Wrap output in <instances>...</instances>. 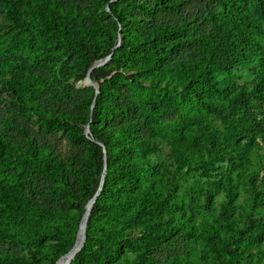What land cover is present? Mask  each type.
Returning <instances> with one entry per match:
<instances>
[{"label":"trees","instance_id":"trees-1","mask_svg":"<svg viewBox=\"0 0 264 264\" xmlns=\"http://www.w3.org/2000/svg\"><path fill=\"white\" fill-rule=\"evenodd\" d=\"M4 1L15 14L18 35L31 34L36 22L45 49L75 56L73 65L78 70L75 79L84 80L96 60L112 53L105 66L90 72L91 79L99 85L94 106L90 108L95 96L93 87L87 99H80L86 104L83 123L84 127L89 124L88 139L101 142L106 151V170L87 220L85 242L69 264H110L113 258L124 264H160L162 261L151 253L170 242L174 235L184 241L196 237V217L211 210L215 192L219 190L224 193L221 217L211 222L204 236L208 253L201 250L199 258L205 264H254L244 259L255 243L252 229L264 231V220L249 212L248 221L239 228L230 212L239 172L248 166L249 149L258 146L251 136L245 144L240 143L249 131L236 129L235 124L227 122L223 133L216 135L206 130L208 126L201 117L190 116L186 112L188 107L178 109L183 114L177 123L166 126L170 132L169 167L154 162L147 154L152 151L151 146L145 145L137 134L132 115L136 111L144 122L163 128L164 117L173 102L176 106L185 105V98L189 97L195 99L196 106L200 103L205 112L231 117L238 116L240 110L249 112L252 102L264 105V54L259 56L255 49L264 26L259 7L251 12L250 0H209L205 11L212 20V28L207 33H198L193 19L200 12L191 17L186 11L187 0H96L104 5L105 17L114 24L122 40L114 48L117 42L114 34L106 40L107 52L91 56L90 45L107 35V27L97 16H90L86 22L73 0ZM260 3L264 11V0ZM17 4L33 22H26L18 13ZM192 43L197 47L192 54L186 53ZM251 63L257 64L259 70L248 86L240 83L236 75L238 68ZM9 68L10 92L21 114L31 110L42 124L59 127L77 145L82 142L87 145L76 162L64 161L50 148L39 146L23 129L20 140L8 132H0V240H20L28 245L31 255L28 258L0 254V264H31L29 260L39 255L55 264L75 242L79 224L72 225L69 209L93 196L98 186L93 175L95 171H103V151L97 142L86 139L83 129L77 128L81 119L74 109L66 112L57 109L58 101L75 107L77 95L64 91L57 99L55 92L48 91L52 88L49 81L34 74L24 62H12ZM125 69L145 74L157 72L161 79L167 78L168 84L163 89L144 88ZM2 74L0 68V80ZM171 85L180 91L173 95ZM136 94L138 99L134 101ZM219 162L226 165L225 172L221 179L212 182V187L204 189L201 200L193 195L187 205L174 200L178 177L186 166L194 163L203 176L209 177ZM8 167L12 170L6 173ZM235 171L237 174L233 176ZM258 175L253 176L255 184ZM260 189L264 190V177L254 188L252 207L260 205ZM83 212L80 210L78 215L82 217ZM53 219L59 220L60 227L42 229ZM125 246L138 249L139 255L131 263L123 253ZM168 264L191 262L175 253Z\"/></svg>","mask_w":264,"mask_h":264},{"label":"rangeland","instance_id":"rangeland-1","mask_svg":"<svg viewBox=\"0 0 264 264\" xmlns=\"http://www.w3.org/2000/svg\"><path fill=\"white\" fill-rule=\"evenodd\" d=\"M77 3L80 8L81 15L86 22H89L90 16H97L99 20L102 21L103 25L107 27V35L98 38L95 45L91 44L89 47V54L92 56L95 53H105L107 52L106 40L107 38L113 37L114 34L118 37L120 35L122 40V35L115 30L114 24L110 19L106 18L104 15V5L100 1L96 0H73ZM209 0H187L186 11L188 14L197 15V18H192L195 21L196 32L207 33L212 28V20L207 16L205 11L206 4ZM98 4V6L96 5ZM252 7V11L258 6L260 13L259 16L264 19V11L262 10L260 0L249 1ZM19 14L23 16L27 23H31L34 20L28 18V15L20 5H16ZM204 9V10H203ZM106 12V11H105ZM192 17V16H191ZM33 23V32L31 34L23 33L22 35L17 34V22L15 21V14L11 11L10 6L4 1L0 0V68L2 70V79L0 80V132L5 131L14 138L20 140L23 136V130L27 131L35 139V142L39 146H45L50 148L53 154L57 158H61L64 161L73 159L75 162L78 156L81 154V150L87 148L86 142L77 145L74 140H72L63 129L59 127L46 126L40 122L38 117L34 112L29 110L25 114H21L15 98L10 92L9 88V77L12 74L9 65L15 61L24 62L30 70L36 75L44 76L52 85L48 91L55 92L57 99L62 96V93L66 91L69 94L77 95L75 97L76 106L73 107L64 101H58L57 109L58 111H68L74 109L81 119L77 123V128L83 129L84 133V115L86 114V104L80 100L81 97L87 99L90 96V89L93 86L87 85L82 79H75V74L78 70L73 65V59L75 56L69 57L67 54L61 55L62 51L47 50L42 45V35L39 32L40 25ZM23 36H27L29 39L25 41ZM99 47V50L97 49ZM196 44L192 43L186 48L185 52L192 54L196 48ZM259 52V56L264 54V26L263 32L258 39V44L255 48ZM60 53V55H59ZM263 53V54H262ZM60 56V57H59ZM108 63V62H107ZM106 63V64H107ZM104 64L103 66H105ZM127 64V61L126 63ZM248 67H251L249 69ZM258 65L251 63L246 65L244 68H238V74L236 75L237 80L242 83L245 82L248 86L258 69ZM125 72L129 76H134L144 88L147 89H163L168 82L167 78H160L157 72L145 74L139 71H132L130 69H125ZM172 87V85H171ZM175 95L180 91L179 87H172ZM127 92V87L125 88ZM131 99V94H130ZM138 99L137 94L134 96V101ZM132 101V100H131ZM185 105L176 106L175 102L172 104V108L167 111V115L164 117V126L160 128L157 126H151L149 123L144 122V117L137 116L136 111L132 115L133 121L136 127V132L141 135V140H144L145 145L151 146L150 152L147 154L153 159L154 162L158 164H163L162 166L171 165L170 158L168 156L169 150V134L167 131V124L177 123L183 111L178 109H184L186 107V112L190 116L201 117L202 121L208 126L207 131H213L216 135L223 133L226 128L227 122L233 123L236 129H241L242 131H249L248 135H244L241 142L245 144L248 138L251 136L258 143V146H252L249 149V163L248 166L239 172V181L237 184V193L232 203L230 212L231 219L235 225L242 228L248 221L249 212H254L256 217L264 220V190L260 189V205L255 208L252 207V197L254 195V188L258 186L259 180L264 177V105L259 106L258 103L252 102L251 110L249 112L239 111V115L236 117H231L228 115H219L215 113L205 112L200 106H196V101L194 98H185ZM50 102V99H47ZM142 116V115H141ZM253 116L255 119L253 121ZM225 117H227L225 119ZM259 123V126L257 124ZM85 135V134H84ZM86 137V135H85ZM86 139L90 142H94ZM103 160V153H102ZM226 165L217 163L215 170L210 171V176L205 177L202 175L198 166L191 163L190 167H185L180 176L178 177L177 183L179 184L178 190L175 192L174 200L178 204H188V201L193 195L194 197L202 199L204 189L212 187V182L221 179L223 172H225ZM9 173L11 167L7 168ZM102 171H95L93 178L95 183L99 182ZM164 173V172H161ZM258 173L259 180L255 184L252 182L254 174ZM237 172H233L235 176ZM2 175H4L2 171ZM160 177V176H159ZM94 182L90 186H93ZM34 192V187L30 188V193ZM224 193L219 190L215 192V198L213 199L210 208L211 210L203 211L197 215L196 227L197 235L190 241H184L181 237L174 235L170 242L165 243L159 249L154 250L151 255L156 259L162 261L160 264H168L171 261V256L175 253L179 255L186 261H190L191 264H205L203 258H199L200 251H206L208 253V247L205 245L204 236L206 235L211 222L216 217H221V210L223 208ZM79 201L78 204L70 206V213L72 214L71 222L78 223L81 220V216L78 215L80 210H85V205L88 200L84 203ZM60 227V222L58 219L51 220L48 224L43 225V228L56 229ZM75 231V238L78 231ZM251 238L255 240V243L246 251L249 254L244 262H253L254 264H264V231L258 227H254L251 231ZM223 232V236H225ZM95 247L93 246V249ZM137 248H132L125 246L123 248V253L128 256V262L134 258H137L139 253ZM0 254L3 255H21L31 258L28 245L21 242L20 240H11L9 238L0 240ZM116 255V252L113 254ZM209 258V257H208ZM31 264H49L48 258L44 256H37L36 259L29 260ZM158 262V261H157ZM69 264V263H68ZM110 264H124L123 262H116L113 258ZM147 264H154L148 263ZM213 264H217L214 262Z\"/></svg>","mask_w":264,"mask_h":264},{"label":"water","instance_id":"water-1","mask_svg":"<svg viewBox=\"0 0 264 264\" xmlns=\"http://www.w3.org/2000/svg\"><path fill=\"white\" fill-rule=\"evenodd\" d=\"M111 1H115V0H111ZM106 10L107 11H110L109 8H107V7H106ZM120 43H121V37H120V35H118L117 42L115 43L114 48L118 47L120 45ZM111 56H112V53L109 54V55H107V56H105L104 58H101L99 60H96L97 63H96L95 66L98 67V66H102V65L106 64L110 60ZM90 68H91V66L89 67L88 72H87V75H86L85 78L91 83V86H93V88L95 89V96H94V99H93L92 104L90 106V108H92L94 106L96 94H98V92H99V85H98L97 82L91 80V78L89 76V72L91 70ZM84 134L86 135L87 138H89L88 135L91 136V132L89 130V124H86L85 125V127H84ZM92 140L95 141V142H97L101 146V148H102V151H103V162H102L103 171H102V174H101V177H100V180H99L97 189L95 190L93 196L86 203L85 210H84V212L82 214V217H81V220L79 222V228H80L81 222H82L83 218L85 217V220H84L83 240H82V243L80 245V248L78 250H76V249H74L75 242H76V238H75V242L72 245V247L65 254H63L62 256H60L56 260L55 264H58V262L60 261V259H62L64 256L67 257L68 259H66V261L63 262L62 264H68L72 259H74L77 256V254L79 253V251L82 249L83 244L85 242V235H86V229L85 228L87 227V220H88L90 211L92 209L93 203H94L96 197L98 196V194L100 193L101 188H102V185H103V182H104V174H105V170H106V151H105L104 146H103V144L101 142H98L95 139H92ZM87 205H89V208L88 209H86ZM79 228H78V230H79ZM77 233H78V231H77Z\"/></svg>","mask_w":264,"mask_h":264},{"label":"bare ground","instance_id":"bare-ground-1","mask_svg":"<svg viewBox=\"0 0 264 264\" xmlns=\"http://www.w3.org/2000/svg\"><path fill=\"white\" fill-rule=\"evenodd\" d=\"M96 63L97 62H95L92 66H91V70H90V72L93 70V69H95V68H97L95 65H96ZM98 67H100V66H98ZM90 72H89V76H90ZM91 78V77H90ZM92 80V79H91ZM84 82L87 84V85H90L91 86V83L85 78L84 79ZM89 208V205H87V207H86V209H88ZM84 220H85V217L83 218V220H82V222H81V225H80V229H79V231H78V234H77V238H76V242H75V246H74V249H76V250H78L79 248H80V245H81V243H82V241H81V237H82V233H84ZM86 229V228H85ZM80 241H81V243H80ZM80 243V244H79ZM66 259H68L67 257H63L62 259H60V261L58 262V264H62L63 262H65L66 261Z\"/></svg>","mask_w":264,"mask_h":264}]
</instances>
